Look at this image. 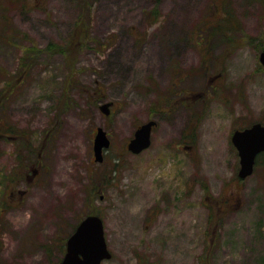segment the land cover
<instances>
[{"label": "rangeland", "instance_id": "374dc122", "mask_svg": "<svg viewBox=\"0 0 264 264\" xmlns=\"http://www.w3.org/2000/svg\"><path fill=\"white\" fill-rule=\"evenodd\" d=\"M26 1L0 0V128L19 130L0 136V264H60L88 213L102 264H264V154L241 179L231 139L264 123V0ZM86 29L81 53L45 51ZM151 118L150 148L129 151Z\"/></svg>", "mask_w": 264, "mask_h": 264}, {"label": "water", "instance_id": "95a60500", "mask_svg": "<svg viewBox=\"0 0 264 264\" xmlns=\"http://www.w3.org/2000/svg\"><path fill=\"white\" fill-rule=\"evenodd\" d=\"M260 61L264 64V50L261 51ZM112 104V102H105L101 105V109L109 113ZM155 125L154 119L140 125L127 147L135 153H140L150 146L151 133ZM234 132L232 141L240 154L239 176L244 178L253 172L257 155L264 151V125L257 122L252 127ZM95 138V157L96 160H102L103 148H107L111 141L102 127L98 128ZM76 229L67 239V253L61 264H101L103 259L111 258L112 253L108 249L104 221L101 216L89 214Z\"/></svg>", "mask_w": 264, "mask_h": 264}, {"label": "trees", "instance_id": "16d2710c", "mask_svg": "<svg viewBox=\"0 0 264 264\" xmlns=\"http://www.w3.org/2000/svg\"><path fill=\"white\" fill-rule=\"evenodd\" d=\"M83 1V0H82ZM81 1V2H82ZM25 2H26V4H28L27 3V1L25 0ZM81 2H80V4H81ZM224 5V4H223ZM224 12H226L225 14H221L218 10L216 11V13L218 14V16L216 17V19H215V21H219V20H221L222 18H224V17H228V18H233V16L230 14V10L229 9H227V8H223V6L222 7H220ZM226 10V11H225ZM151 14H154V17L153 18H157L158 17V15L160 14V11H159V7L157 6L156 8H154V9H152L151 11ZM150 14V15H151ZM221 14V15H220ZM84 17V16H83ZM3 18H5L6 19V26L8 25H11V23H10V19L9 18H7L6 17V15L4 14L3 15ZM210 19L211 18H209L208 20L209 21H207V24H203V26L201 27H198L197 29H196V31L197 32H203L206 28H207V25H209V24H213L214 22H210ZM76 27H80V22L79 23H77L76 24ZM231 29H234L235 30V28H231ZM214 31H218V32H220L219 33V35L220 36H223V35H226L227 33L226 32H228L227 31V28L226 29H224V28H222V27H220V26H217V27H213V29H212V32L211 33H213L214 35L216 34V33H214ZM77 33H79V32H77ZM74 34V35H72L71 37H70V39H69V41H67V43L66 44H64V43H55V42H50L48 45H47V47L45 48V51L46 52H49V53H51V54H54V53H58V52H62V54H64V58L65 59H67V58H69L70 57V54L71 55H76V54H78V53H81V51L83 50V49H85L86 47H87V45H86V40L89 38L88 37V35H89V29H86V30H81V32H80V35L79 34ZM2 35H4V33L2 34ZM200 36H202V34H200ZM9 36H7V38H8ZM109 39H107V40H103V41H97V45L98 44H100L101 46H102V48H103V46H105V44H107L109 41H108ZM107 42V43H106ZM262 47L264 48V44L262 45ZM30 51H32L33 49L30 47V49H29ZM206 58H204V60H205ZM178 81H175V86H177L178 85ZM75 85H77V87L79 88V90L81 91V90H86V89H84V88H82V86H81V84H80V86H79V83H77V84H75ZM103 91V88L102 87H99L98 86V88H94V90H92L91 91V93H92V95H90V96H92V97H95L96 99H98L100 96H102L103 95V93H101ZM172 100V99H171ZM3 121H5V123H6V120H0V123L1 122H3ZM0 129H3V130H0V136H2L4 133H6V132H14V131H18L19 132V130H14L13 129V126H10L9 124H7L6 126H5V129L4 128H0ZM20 134H21V136H26L27 135V133L26 132H20ZM259 162V158L257 159V163ZM6 208H7V206H5ZM0 211H2L1 209H0Z\"/></svg>", "mask_w": 264, "mask_h": 264}]
</instances>
